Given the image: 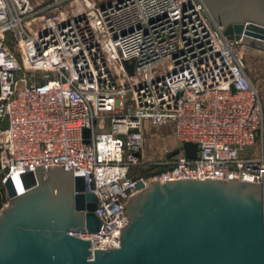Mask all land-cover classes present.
Segmentation results:
<instances>
[{"label": "built area", "instance_id": "built-area-1", "mask_svg": "<svg viewBox=\"0 0 264 264\" xmlns=\"http://www.w3.org/2000/svg\"><path fill=\"white\" fill-rule=\"evenodd\" d=\"M238 43L201 0H0V211L7 179L19 195L21 174L69 167L97 200L99 229L68 232L92 254L119 247L136 183L264 185V106ZM147 126L168 127L171 144L144 176Z\"/></svg>", "mask_w": 264, "mask_h": 264}, {"label": "water", "instance_id": "water-1", "mask_svg": "<svg viewBox=\"0 0 264 264\" xmlns=\"http://www.w3.org/2000/svg\"><path fill=\"white\" fill-rule=\"evenodd\" d=\"M201 1L228 40L264 51V0ZM132 60H122L129 73ZM182 150L193 158L196 146L184 142ZM34 170L20 175L19 195L4 183L10 199L0 211V264H264L263 184L235 177L136 183L119 247L91 254L88 240L68 232L99 229L96 197L69 167Z\"/></svg>", "mask_w": 264, "mask_h": 264}, {"label": "rangeland", "instance_id": "rangeland-1", "mask_svg": "<svg viewBox=\"0 0 264 264\" xmlns=\"http://www.w3.org/2000/svg\"><path fill=\"white\" fill-rule=\"evenodd\" d=\"M37 6H43L50 0H30ZM206 7V6H205ZM8 43L11 39L8 38ZM12 45V44H11ZM241 52L244 69L248 74L252 84L257 88L262 105L264 106V51L259 50L242 43L237 45ZM4 125V120L0 121V126ZM168 127L164 126H147L144 133L143 147H142V164L134 169V172L141 175H148L152 171H158L163 168L158 164L162 157L161 148L164 144L170 145V134ZM253 151L258 153V144L255 142L254 146L248 150V154ZM247 152V151H246Z\"/></svg>", "mask_w": 264, "mask_h": 264}, {"label": "crops", "instance_id": "crops-1", "mask_svg": "<svg viewBox=\"0 0 264 264\" xmlns=\"http://www.w3.org/2000/svg\"><path fill=\"white\" fill-rule=\"evenodd\" d=\"M263 142H264V138H263Z\"/></svg>", "mask_w": 264, "mask_h": 264}, {"label": "trees", "instance_id": "trees-1", "mask_svg": "<svg viewBox=\"0 0 264 264\" xmlns=\"http://www.w3.org/2000/svg\"><path fill=\"white\" fill-rule=\"evenodd\" d=\"M4 124H5V122H4Z\"/></svg>", "mask_w": 264, "mask_h": 264}, {"label": "bare ground", "instance_id": "bare-ground-1", "mask_svg": "<svg viewBox=\"0 0 264 264\" xmlns=\"http://www.w3.org/2000/svg\"><path fill=\"white\" fill-rule=\"evenodd\" d=\"M19 187V186H18Z\"/></svg>", "mask_w": 264, "mask_h": 264}]
</instances>
